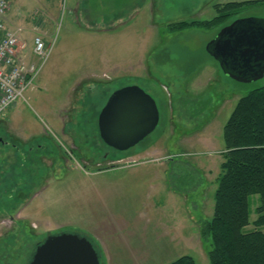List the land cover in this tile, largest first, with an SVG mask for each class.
Wrapping results in <instances>:
<instances>
[{
	"label": "rangeland",
	"instance_id": "1",
	"mask_svg": "<svg viewBox=\"0 0 264 264\" xmlns=\"http://www.w3.org/2000/svg\"><path fill=\"white\" fill-rule=\"evenodd\" d=\"M228 3L242 6L227 25L264 20V0H9L21 56L37 61L36 37L50 52L22 98L0 114L3 261L26 264V243L36 240L23 224L3 232L25 204L20 218L30 219L41 237L84 236L103 264H170L183 256L209 264L198 232L213 214L222 130L238 97L264 86V76L243 84L220 70L206 46L223 27L174 32L168 25L211 20L214 5ZM128 86L153 99L159 122L141 144L109 153L98 114L115 90ZM111 162L114 168L102 172ZM31 187L28 203L18 193ZM257 205L255 196L245 231L254 229Z\"/></svg>",
	"mask_w": 264,
	"mask_h": 264
},
{
	"label": "trees",
	"instance_id": "2",
	"mask_svg": "<svg viewBox=\"0 0 264 264\" xmlns=\"http://www.w3.org/2000/svg\"><path fill=\"white\" fill-rule=\"evenodd\" d=\"M240 4L214 5L218 13L207 21L169 24V30L224 27ZM224 150L220 175L213 195V214L200 225L199 235L208 244L209 264H264V86L250 91L236 103L222 130ZM258 197L253 230L250 224L251 200ZM93 244V243H92ZM94 245V244H93ZM95 246V245H94ZM100 262L102 256L95 246ZM170 264H195L183 256Z\"/></svg>",
	"mask_w": 264,
	"mask_h": 264
},
{
	"label": "water",
	"instance_id": "3",
	"mask_svg": "<svg viewBox=\"0 0 264 264\" xmlns=\"http://www.w3.org/2000/svg\"><path fill=\"white\" fill-rule=\"evenodd\" d=\"M206 51L230 79L247 84L264 76V20L237 19L223 27ZM159 113L153 99L136 86L115 90L97 118L100 140L117 152H126L157 127ZM29 264H101L92 242L84 236L61 233L48 236Z\"/></svg>",
	"mask_w": 264,
	"mask_h": 264
},
{
	"label": "built area",
	"instance_id": "4",
	"mask_svg": "<svg viewBox=\"0 0 264 264\" xmlns=\"http://www.w3.org/2000/svg\"><path fill=\"white\" fill-rule=\"evenodd\" d=\"M9 0H0V114L12 108L38 75L47 59L50 47L36 37L33 55L37 61L21 56L24 46L18 45L19 29L8 23Z\"/></svg>",
	"mask_w": 264,
	"mask_h": 264
},
{
	"label": "flooded vegetation",
	"instance_id": "5",
	"mask_svg": "<svg viewBox=\"0 0 264 264\" xmlns=\"http://www.w3.org/2000/svg\"><path fill=\"white\" fill-rule=\"evenodd\" d=\"M77 89H80V88H82L81 87V83L79 84V86H77L76 87ZM88 89H90V88H88ZM99 115V114H98ZM64 127H65V125H64ZM12 137L14 138V141H17V143H19V145L20 144H22V142L18 139V138H16V137H14V135L12 134ZM2 142V141H1ZM0 142V143H1ZM102 142V141H101ZM3 144H4V142H2ZM16 143V142H15ZM15 143L12 145V148H14L15 147ZM102 144H104L103 142H102ZM139 144H141V143H139ZM105 145V144H104ZM106 146V145H105ZM37 147H38V149H42L41 148V145H37ZM107 147V146H106ZM108 149H109V153L110 152H113V153H115V152H117V151H115L114 149H112V148H110V147H107ZM31 150L32 149H30L29 148V152H31ZM20 157H21V155H20ZM19 157V159L17 160L18 162H19V164H22V162H23V164L25 163V161H21V158ZM39 158H42V156H39ZM46 158L47 157H43V160H46ZM47 159H49V158H47ZM112 164V162L111 163H108V166L106 165L103 169H102V172L104 171V172H106V171H109V170H111V169H113L114 167L111 165ZM97 165H99V163H97ZM13 185H15V183H13ZM18 186V185H17ZM16 189H18V188H16ZM31 191V192H30ZM32 192H34V187H31V189L26 193V195H24L23 193H18V195L20 196V197H22V198H25V197H28V203L32 200V198H34L32 195H31V193ZM22 198H19L20 200H22ZM30 200V201H29ZM20 202V201H19ZM19 205H20V203H19ZM25 204L24 205H22V207L21 208H19V209H17L16 211H14V213H12L11 214V218H10V220H11V225L8 227V228H3V232H4V235L5 234H7V233H9L10 232V230H12V228H13V231L15 230V231H18L19 229H20V227H22V225H20V224H23V229H27L30 233H32V235L33 236H35V238H36V240H33L32 242L30 241V242H28V243H26V247H27V249L30 251L29 252V255H28V257L26 258V264H29L30 263V261H31V259H32V256H33V254H34V251H35V249H36V247L38 246V245H40L48 236H50L51 234H46L44 237H41L39 234H38V232L36 231V227L34 226V224H31V221H30V219H28L27 218V220H25V219H23V218H20V215H21V210H23L24 208H25ZM2 219V218H1ZM0 221H2V220H0ZM1 223V222H0ZM1 237H3V236H1ZM18 250H21V252H23V247L22 246H19L18 247ZM17 257V253H15L14 255L13 254H9V258H11L12 260H14L15 258ZM11 261H3L2 260V256H0V264H11L10 263Z\"/></svg>",
	"mask_w": 264,
	"mask_h": 264
},
{
	"label": "crops",
	"instance_id": "6",
	"mask_svg": "<svg viewBox=\"0 0 264 264\" xmlns=\"http://www.w3.org/2000/svg\"><path fill=\"white\" fill-rule=\"evenodd\" d=\"M8 15H9V18H10V20L8 19V23H9V21H14V20H16L12 15H11V12L9 11V13H8ZM12 25H15V24H13V23H11ZM38 24H40V25H42L43 26V22H42V20H39V23ZM46 32V29H45V27L43 26L42 27V33H45ZM207 53V52H206ZM215 61V60H214ZM216 62V61H215ZM217 63V62H216ZM218 64V63H217ZM221 70V69H220ZM239 99L241 98V97H238ZM239 99H237V100H239ZM75 111V110H74ZM71 114V113H70ZM9 129V128H8ZM199 233V232H198ZM182 240H185V242L186 243H190V239L189 238H182ZM193 240V242H194V238L192 239ZM103 258V257H102ZM104 259V258H103ZM105 260V259H104Z\"/></svg>",
	"mask_w": 264,
	"mask_h": 264
}]
</instances>
